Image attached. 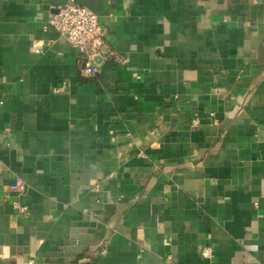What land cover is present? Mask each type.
I'll list each match as a JSON object with an SVG mask.
<instances>
[{"label":"crops","instance_id":"crops-1","mask_svg":"<svg viewBox=\"0 0 264 264\" xmlns=\"http://www.w3.org/2000/svg\"><path fill=\"white\" fill-rule=\"evenodd\" d=\"M65 1L0 0V264H264V0H75L88 80Z\"/></svg>","mask_w":264,"mask_h":264},{"label":"built area","instance_id":"built-area-1","mask_svg":"<svg viewBox=\"0 0 264 264\" xmlns=\"http://www.w3.org/2000/svg\"><path fill=\"white\" fill-rule=\"evenodd\" d=\"M48 27L53 28L76 50L79 75L82 79L88 80L95 77L99 71L100 63L95 59L99 57L100 61L105 60L107 57L102 55L104 50L110 56L115 54L105 41L103 25L100 23L97 14L75 0H66L63 4L53 7L42 29L45 31ZM118 60L126 62L127 58ZM65 88V84L60 83L53 86L52 92L60 93ZM198 125L199 121L196 117L190 120L191 127H197ZM25 189L26 185L19 177H15L6 187L8 192L17 194H22ZM13 205L18 213H26V206L19 204L17 201H14ZM202 255L211 257V248H204ZM167 259H170V257H167Z\"/></svg>","mask_w":264,"mask_h":264}]
</instances>
